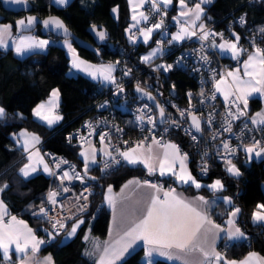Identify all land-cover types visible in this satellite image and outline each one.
<instances>
[{"label":"trees","instance_id":"obj_1","mask_svg":"<svg viewBox=\"0 0 264 264\" xmlns=\"http://www.w3.org/2000/svg\"><path fill=\"white\" fill-rule=\"evenodd\" d=\"M29 1L33 13L41 17L58 15L76 36L85 40L91 41L87 30L90 25H103L109 33V39L117 46L112 51L101 49L100 55L96 56L91 51L77 47L71 40L78 53L89 60H114L119 56L118 48L127 43L124 36V29L129 22L126 0H70L64 7L54 6L51 0ZM175 3L176 0L166 14V19L175 11ZM114 6H117L116 17L112 14ZM204 8V21L214 23L218 29L222 28L224 22L232 15L241 12L246 15V24L244 27H235L238 33L248 27L256 30L264 28V0H210L209 3L204 4ZM0 13L3 15L1 22L11 23L13 29H15L14 20L22 14L5 11L1 6ZM33 31L41 35L39 28ZM44 36L59 38L50 33ZM259 42L264 49V33ZM145 47L137 44V50L131 55L137 66L144 64L140 54ZM68 68L69 58L64 48L56 43L49 44L41 51H30L23 57L15 56L10 48H0V105L6 112L5 117L0 119V183L7 185L2 195L12 213L26 219L33 227L47 228V231L43 232L48 236L49 241L45 242L41 251L50 252L55 264H94V261L83 253L84 234L89 229L96 237L105 236L109 209L102 200L104 188L110 184L117 188L130 176H144L145 170L140 165L131 166L122 162L116 169L108 172H102L97 166L89 168L86 176L92 181L91 203L88 209L81 213L84 223L79 226L72 238L65 241L63 236L71 220L66 223L62 233L55 235L49 230L47 221L30 214L43 202V193L48 187L49 177L38 173L23 178L19 168L25 159L21 150L15 147L10 138L11 133L21 128L36 132L43 139L44 147L62 153L79 164L80 145L68 143L66 135L72 127L91 114L93 110L91 105L99 96L102 84L82 74L70 75ZM169 79L180 93L187 85H192V80L182 72H171ZM54 88L60 93L59 111L63 117L60 124L48 128L34 119L32 108L37 102L45 99ZM249 104L250 111L254 110L260 106V99L254 97ZM190 167L193 171L194 166L191 165V161ZM236 167L241 173L239 177L229 175L220 165L213 163L210 165L208 175L203 178L205 182H211L216 178L221 180L224 189L219 193L229 196L232 203L241 210L237 216V223L248 235L247 241H221L219 246L228 258L241 257L249 250L258 251L264 256V227L251 221L253 210L258 204H264V195L261 191V184L264 182V161L253 160L246 164L240 156L236 160ZM88 172L91 176H88ZM158 178L164 184L176 185L189 193L211 194L206 186L196 188L193 185L177 183L172 177ZM143 254V249L138 248L118 264H145L142 260ZM153 264L173 263L154 259Z\"/></svg>","mask_w":264,"mask_h":264},{"label":"built area","instance_id":"obj_2","mask_svg":"<svg viewBox=\"0 0 264 264\" xmlns=\"http://www.w3.org/2000/svg\"><path fill=\"white\" fill-rule=\"evenodd\" d=\"M141 9L149 17L146 22L147 26H152L163 20L162 27L155 29L149 41V43L163 46L162 52L152 60L144 61L142 66H137L131 57L132 53L137 50V43H126L127 47L120 46L118 48L119 56L116 59L93 60L97 65L108 61L114 62L115 71L112 75L115 82L108 81L101 85L100 94L91 105L93 109L91 114L69 130L66 135L67 142L81 145L92 141L99 145L101 136L106 133L107 137L103 143L107 145V153H111V156L102 157V152L98 149L99 157L95 166L102 172H108L116 169L121 163L120 153L133 145L141 142L147 143L153 138L160 143L170 140L179 147L181 152L188 155L189 163L191 161V165L194 166L193 175L197 182L203 186L206 183L203 178L208 175L210 165L213 163L220 165L223 171L228 173L226 171L228 165L225 160L230 159L236 165V160L241 156L244 146H251L253 138L260 141V147H263L264 131L259 130L258 125L252 124L250 107L247 108L245 116L232 119L228 112L231 110L236 114V107L226 104L225 101L218 98L215 91V80L220 79V73L226 74L232 66L238 65V61L224 59L216 48L212 47L216 35L209 36L208 40H200L202 30L199 28V24L191 29L196 33L195 36L169 43L171 37L183 26V19L176 16L174 17L176 19L163 18L161 8L159 7V11H156L152 8L150 1H146ZM242 16L245 19L244 24L239 22ZM201 24L205 26L203 31L223 33V37H230L233 31H237L236 26H245L246 15L244 12L232 15L220 29L216 28L212 22L203 21ZM261 29L256 30L248 27L238 33L239 46L247 51L255 49V47L262 49L259 42L263 34ZM201 57H207V59L204 60ZM160 65L165 67L172 65V67L165 71L163 67H158ZM175 71L186 74L192 80V85H187L182 93L176 90L170 79L168 80L169 74ZM126 72L127 75H125ZM214 73L216 74L215 79H213ZM136 86L153 94L160 107L165 109V122H158V112L149 101L141 100L135 95L133 89ZM171 90L175 91L174 95L171 94ZM189 93L192 94L191 99ZM213 93H215V99L211 98ZM240 108L243 110L242 102H240ZM181 111L185 112L183 117L180 115ZM189 113L200 119L201 131L196 132L191 127ZM141 115L144 116L143 121L138 119ZM149 117L153 118L155 126L148 123ZM229 123L231 130L225 131L229 127ZM245 124H247V128ZM193 136L196 137L195 140L192 138ZM224 143H228L230 149H235V153L226 151L223 148ZM37 147L41 150L55 175H49V184L43 193V202L30 214L43 218L48 222L49 230L53 234L59 235L64 228L61 229L57 224L56 229H53V224L59 220L66 225L74 216L73 211L77 210L78 214L88 209L93 194L92 181L86 176L77 161L44 147L43 139L39 141ZM61 160L67 161V163H61L57 168L56 164ZM65 171L72 178L64 179L61 182L59 177ZM77 173L82 179L76 178ZM144 178L152 183H163L158 177L144 175ZM65 187L69 189L67 192L62 190ZM51 191L58 193L55 197V204L48 201V194ZM42 207L47 210V216L40 213ZM230 207L237 208L233 203ZM81 208H83L82 211ZM69 217L70 219H68ZM34 229L45 242L49 241L48 236L43 232L47 231L46 227L34 226ZM5 264H16V260L13 257L5 259Z\"/></svg>","mask_w":264,"mask_h":264},{"label":"snow or ice","instance_id":"obj_3","mask_svg":"<svg viewBox=\"0 0 264 264\" xmlns=\"http://www.w3.org/2000/svg\"><path fill=\"white\" fill-rule=\"evenodd\" d=\"M12 3L20 4L23 3L24 0H11ZM57 5H66L68 0H54ZM146 0H139V3H135V0H129V4L132 6L133 15L132 20L135 23L132 27L138 25L141 20L147 21L149 17L145 15L143 12L139 13L140 19H137L136 9L142 6ZM210 0H200L199 3L195 4V8H188L187 11L183 9L187 8V4L185 0H179L181 6V16H188L190 13L194 12V20L192 24L195 25V22L201 19V16L204 12V9L201 7V4L209 3ZM152 8L156 11H159V6L161 4L166 8L168 5L172 4V0H151ZM117 9L114 8L113 12H116ZM176 19V18H173ZM179 22V21H177ZM241 24L245 23V19L242 16L239 21ZM37 23V18L34 16L27 17L26 19H20L16 21L15 28L17 32L21 30H29L34 24ZM45 28L49 26H53L55 29L62 30L65 36L69 35L68 29L65 27L63 22L56 17H49L42 21ZM187 23V21H185ZM163 25V20L160 23L153 24L152 27L146 29H140L141 35L144 37V42L147 43L154 29H160ZM199 28L202 30V34L200 35V40H208L209 36L219 35L223 40V33H214L209 31H203L205 28L204 24H200ZM93 31L96 32V35L99 37L101 41L106 38V33L104 31H96L95 26H93ZM130 31V29L128 30ZM261 32L264 33V29H261ZM196 33L194 31H189L186 27H181L180 31L171 37L172 41H181L185 38H190L195 36ZM235 37V42L225 40L223 43L216 44L215 41L212 43V47L219 48L220 51L228 52L231 54V58L238 61V66L234 71H227V73H220V79L215 80V91L221 93L224 96V101L226 104H231L236 107V114L232 113L229 110L228 115L232 117V119H239L241 116L246 115V110L248 108V100L253 94H259L264 96V49L259 47H255V51L252 53H248L246 49L239 47L240 37L233 33ZM12 38V47L17 56H23L25 53H28L34 49H45L49 44L48 40H37L33 36H25L18 35L13 38V25L12 24H3L0 25V48L8 49L9 48V39ZM129 39H133V37H129ZM65 45L67 46L72 56V68L79 69L88 73L93 79H102L104 81L115 82L112 73L115 71L114 65H92L83 61L76 54L75 49L72 47L71 43L66 39ZM159 49H154L149 55L143 57V61L148 62L151 60L153 56ZM243 55H247V59L240 62V57ZM201 59L206 60L207 57H201ZM158 67H163L165 71H168L172 65L163 66L160 65ZM128 73L126 72L125 75ZM215 73L213 74V79H215ZM230 78V80H229ZM123 91V89H121ZM137 91H144L139 86H137ZM59 90L53 89L51 93V97L47 102V106L44 103L39 104L34 110L33 114L39 117L42 120H45L48 125H52L54 122L61 119L60 116H52L51 111L58 104L59 99ZM145 95L148 96L149 99L154 100L149 93L145 92ZM191 99V93L188 94ZM203 95V93H201ZM234 97V99H232ZM212 99H215V93H213ZM240 102L243 103V110L240 108ZM159 107V115L161 117V123L164 121L165 109L163 107ZM104 107V105H101ZM47 111L48 114H44ZM6 115L5 109L0 107V119H3ZM180 115L183 117L185 115L184 111L180 112ZM192 120V126L196 129L197 132L201 131V121L200 119L189 113ZM139 120L143 121L144 116L141 115L138 117ZM251 122L253 125H258L259 130L264 131V113L258 112L254 117L251 118ZM148 123H151L155 126V121L152 117L148 118ZM90 127V125H89ZM247 128V124H245ZM231 125L229 123V127L225 129V131H230ZM20 136L24 138V151H28L29 142H39V137L34 134L29 137V134L26 132H21ZM107 134L101 136V143L104 142ZM194 140L195 136L192 137ZM152 143L161 146L158 140L153 138ZM34 146V145H33ZM165 149L162 156H154L152 155V147L148 146L147 149H143V142L138 144L135 148L130 149V151L121 152L120 156L123 157L129 164H137L141 163L148 170L149 175L155 174L157 171L160 176L170 175L175 177V181L181 184H189L194 185L196 188H200L201 184L197 182L195 177L192 176L191 172L187 170L185 161L187 159V155H181L180 149L175 144H165L162 145ZM223 148L229 153H235V149H230L228 143L223 144ZM138 149H141L139 155H130L131 153H136ZM95 151V150H93ZM145 151L147 155H145ZM244 151L248 154V159L251 160L253 154L255 157H261L264 154V147H260V141L255 140L253 138V144L251 146H244ZM33 155L39 156L38 152L29 155V161L32 160ZM106 155L111 156V153H106ZM81 156L84 157V170L85 174L89 169V158L88 156L82 152ZM114 159V158H113ZM42 162V158H40ZM119 163V161H116ZM61 163H67V161L61 160L56 164V167L59 168ZM92 163H95V157H92ZM177 163L179 164V170H177ZM225 163L228 165L226 171L234 177H239L241 175L240 170L236 167L235 164L232 163L230 159H226ZM158 164V167H157ZM37 169L34 165L26 164L23 168L20 169L22 175L24 177H28L32 172H35ZM207 170L206 168L204 169ZM44 171L49 175H55L54 172L49 169L47 164H44ZM74 171V169H73ZM69 173L67 171L63 172V175L59 177L61 182L64 179H71ZM76 178L82 179L80 175L77 173ZM140 181H129V184H137L140 185ZM143 184L149 188L156 190V192L162 191V187L158 186L155 183H151L149 181H143ZM7 185L0 187V192L6 188ZM128 185H125L127 188ZM207 187L211 188L214 191H222L224 189V185L220 180H216L213 184L208 185ZM64 192H67L68 188L62 189ZM109 193H111L112 189L109 187ZM58 195L57 192L51 191L48 194V201L52 204L56 203L55 197ZM86 199V197H83ZM200 201H202L205 205H207V201L204 200V197H198ZM109 206L112 207L115 212V202L111 196L107 197ZM223 200L226 204L231 205L232 200L230 197H223ZM257 211H254L252 214L253 221H264V204L257 205ZM83 208H81V211ZM241 210L239 208H235L234 211L230 213L231 217H236L237 214ZM40 213L44 216H47V210L45 208L40 209ZM9 216L6 205L2 200H0V250L3 252V256L6 260L11 259L9 253L12 250V246H14V252L19 254V258L21 260V264H24V259L27 257L29 251L31 253H36L39 251L40 245L44 244L45 241L39 240L36 238L33 230L28 228L23 220H18L15 216H10V219L6 222L5 217ZM70 219V217L68 218ZM115 223V216L113 217ZM83 220H78L73 223L71 230L67 232L68 237L75 235L77 229L80 224H83ZM228 225H234L235 220L230 218L226 222ZM57 224L61 229L65 228L66 225L59 220L56 224H53V229H56ZM211 225L210 228L205 229V225ZM201 229H204L203 240L198 241V234L201 233ZM213 229L218 230L217 232H213ZM219 231H224L219 224H215L207 214V212H202L197 207H194L191 203L185 201L178 195H175V189H170L167 192H164V197L161 199L158 195H152L150 197V202L146 208L145 214L138 221H133L131 226L124 231L123 236H121L120 240L116 243L119 247H105L103 248L102 254L99 257L98 264H115L116 260L120 259L125 252L128 251L129 248L138 241H144V244L147 246L145 256L147 259V264H153L152 257L153 254H157L160 257H165L168 260H180L181 256L178 253H185L189 251H198L200 252L207 264H211V259L214 258L215 264H237L236 261H228L224 259L220 253L213 252L209 253L203 247V244L207 243L209 238V233H211L213 242L215 238L218 236ZM244 236V233L240 230L239 227H236L234 231L227 232V238L229 240L232 239H240ZM88 237H85L87 239ZM99 247V246H97ZM173 249L177 250V253H173ZM89 255H93L94 253H88ZM256 253H250L249 258H246L244 261H241L240 264H249V260L252 257H255ZM48 264H51V257L45 258ZM184 264H188V261L185 260Z\"/></svg>","mask_w":264,"mask_h":264},{"label":"crops","instance_id":"obj_4","mask_svg":"<svg viewBox=\"0 0 264 264\" xmlns=\"http://www.w3.org/2000/svg\"><path fill=\"white\" fill-rule=\"evenodd\" d=\"M69 1L70 0H68V2ZM126 1H127V5H128V10H129V22H128V25L124 29L125 39H126L127 43H137V44H141V45H145L146 46L145 50L142 51L141 54H140V59L142 61H143L142 58L147 56V55H149V53H151L154 49H159V51L156 53V55L151 58V60H152L153 58L157 57L162 52L163 46L158 45V44H154V43H149L151 37L153 36V33H154L155 29L153 30V32L151 34V37L149 38L147 43L144 42V37L141 35L140 29H146V28H149V27H152V26H147L146 25L147 21L141 20V22L138 25H136L135 27H132V25L135 23V21L132 20L133 9H132V6L129 4V0H126ZM146 1H150L151 2V0H146ZM199 2H200V0H198V1L185 0V3L187 4V8H185L183 10L187 11L188 8L194 9L195 8V4L199 3ZM51 3L54 6H56V7H64V6H66L68 4L67 3L66 5H63V6L57 5L54 2V0H51ZM135 3L138 4L139 0H135ZM173 4H174V0H172V4L168 5L166 8L164 7L163 4H161L159 6L161 8V12H162V17L163 18H165V19L167 18L166 14L169 12V10L173 6ZM175 5H176L175 11L172 13V15L169 18H174L176 16V17H179V18L183 19L184 24H183L182 27H186V28H188L189 31H191V29L193 27L203 23V21H204L203 15H204V12H205L204 4H201V7L204 9V12H203V14L201 16V19L195 22V25L192 24V21L195 18L194 12L190 13L188 16H181L180 13H181L182 9H181L179 0H176ZM142 6H140V7H138L136 9L137 19H140V17H139V13L140 12H143L145 15H147L145 13V11H142V9H141ZM114 8L117 9V6H114L112 8V14L116 17L117 16V11L113 12ZM185 21H187V23H185ZM3 24H11V23H9V22H0V25H3ZM129 29H130V31H128ZM233 33H235L236 35L239 36L237 31H233L231 33L230 37H223V40H222L219 35H216L214 37L213 41H215V43L217 45L220 44V43H223L225 40L235 42V37L233 36ZM21 34L25 35V36H33L37 40H48L49 44L56 43V44L60 45L61 47H63L65 52H66V54H67V56H68V58H69L68 72L70 73V75L82 74V75L90 78L91 80L99 83V84H103V83L108 82V81H104V80L99 79V78L93 79L90 75H88V73H86L84 71H81L79 69L72 68L71 61H72L73 54L69 52L67 46L65 45V40L66 39H64V38H55V37H51V36L38 35L34 31L17 32V30L13 29V38L18 36V35H21ZM130 36L133 37V39H129ZM8 39H9V48L12 50L13 54L15 56H17L15 51H14V48L11 46L12 45V38H8ZM67 40L71 43L72 47L76 51V54L79 56V58L81 60L86 61L87 63L92 64V65H97V64H95L93 62V60H89V59L81 56L78 53L77 48L71 42V40L70 39H67ZM176 42H179V41H176ZM35 50L41 51V50H44V49H34L32 51H35ZM216 50L218 51V53L221 56L225 57V59L233 60L231 58V54L230 53H228V52H223L222 53L219 48H216ZM254 51H255V49H251V50H248L247 52L248 53H252ZM23 56H17V57H23ZM245 59H247V55L241 56L240 57V62H242ZM109 64L114 65V67H115V63L112 62V61L104 62L102 65H109ZM97 66H99V65H97ZM237 66L238 65L232 66L230 70L234 71L237 68ZM229 80H230V78H229ZM54 89H56V88H54ZM52 90H51V92L49 93V95L45 99L40 100L39 102H37L33 106L32 114H33V110L39 104L44 103L47 106V102L50 99V94L52 93ZM216 93H217L218 98L221 101H224V96L221 93H219V92H216ZM254 97H258L260 99V106L258 108H256V109L250 111V119L252 117H254L256 115V113H258V112L264 113V96H261L259 94H253V96L249 98L248 107H250L249 101L251 99H253ZM59 102H60V95H59V99H58V104H57L56 107H54L52 109L51 115L52 116H57V115L60 116L61 117L60 120L54 122L52 125H48L45 120H42V119H40L39 117H37V116H35L33 114L34 119L36 121H38L39 123L43 124L44 126L48 127V128H52V127L60 124L62 122V117L63 116H62V114L59 111ZM0 107H2V106L0 105ZM44 114H48L47 111H45ZM21 132L28 133L29 137L34 134L35 136L39 137V141L41 140V136L38 133L33 132V131H29V130H27L25 128H21V129L17 130L16 132H13V133L10 134V138H11L13 144L15 145V147H17V148H19L21 150L22 156L25 159L24 162L21 164V167L19 168L20 175L23 178H29V177H32V176L40 173V174L44 175L45 177H49V174L44 171V164H47L48 167H49V164L47 163V161H46L45 157L43 156L41 150L37 147V144L39 142L35 143V142L30 141L29 142L28 151L27 152L24 151V138L20 136ZM165 144H174V143L172 141H170V140H166V141L160 143L161 146L158 147L157 145L152 143V140H149L147 143H143V149H147L148 146H151L152 150H153L152 151V155H154V156H162L163 152L165 151V149L162 147V145H165ZM137 145L138 144L133 145L131 148H129L126 151H130V149L135 148ZM98 149L101 150L102 157H105L106 153H107V145L105 143H100L99 145H97L94 142L89 141V142H86V143H83V144L80 145L78 157H79V160H80L79 161V165H80V167L83 170H84V157L81 156V153L84 152L88 156L89 164H90L89 168H91V167L95 166V164L98 161V157H99ZM93 150H95V151H93ZM37 152H38L39 156L33 155L32 160L29 161V159H28L29 155H32L33 153H37ZM140 152H141V149H138L136 153H131L130 152V155H139ZM144 154L147 155V152L145 151ZM180 154L184 155L185 153L180 151ZM93 155L95 157V163H92ZM40 158H42V162H41ZM241 158H242L243 162H245L246 164H249L253 160L264 161V154H262L261 157H255V155L253 154L252 159L249 160L248 159V154L243 150V152L241 154ZM121 162L125 163V164H128V165H131V166H134L133 164H129L126 160H124L122 156H121ZM26 164L34 165L36 167V169H37L35 172H32L28 177H24L22 175L21 171H20V169L23 168ZM185 164H186L187 170L189 172H191L192 176L194 177L193 172H192L191 167H190L188 155H187V159L185 161ZM135 165H140L141 167H143V169L145 170V173H146L145 175H148V176H151V177L152 176L153 177H172L170 175L160 176L158 171L155 174H153V175H149L147 168H145L143 164L137 163ZM157 167H158V164H157ZM49 169H50V167H49ZM177 170H179V164L178 163H177ZM172 178L175 180V177H172ZM136 180L141 182L140 185L129 184V181H136ZM216 180H220V179H218V178L213 179L211 182H206L203 186L207 187L208 185L213 184ZM143 181H146L144 176L134 175V176H130L127 179H125L117 188H114L111 184L107 185L104 188L103 194H102V200H103V204L109 209V221H108V225H107V230H106L105 236L103 238L96 237V236L91 234L89 229L86 230V232L84 234L85 248L83 250V253L88 258L93 260L94 264H98L99 257L102 254L103 248H105V247H117L118 248L119 247V245H117L116 242L118 240H120L121 236H123L124 231H126L127 228L131 226L133 221H138L140 218H142V216L145 214L146 208H147V206H148V204L150 202V197L152 195H158L161 199H163L164 192H167V191H169L170 189H173V188L175 189V195L180 196L185 201L191 203L194 207H197L202 212H207V214L209 215L210 219L215 224H219L221 226V228L224 229V231H219L218 236L215 238L214 242H213L211 233H209V238H208L207 243L203 244V247L205 248L206 251H208L209 253L218 252V253L221 254V256L224 259H226L228 261H236L237 264H240L241 261H244L246 258H249V254L250 253H256V256L252 257L249 260V264H264V256L261 253H259L258 251L249 250L241 257L228 258V257H225L223 251L220 249L219 244H220L221 241H223V242H237V241H247V239H248L247 233L237 223L238 214L234 218L230 216V213L232 211H234L235 208H231L230 205L226 204L224 202V200H223V197H229V196L224 195V194H220L219 193L220 191H214V190H212L209 187H207V189L211 192V194L203 195L201 193H189V192H186L184 189H182V188H180V187H178L176 185H172V184H168L167 185V184H164V183H161V184L155 183L158 186L162 187V191L156 192V190H154L152 188H149L146 185H144ZM4 185H6V184H4V183L1 184L0 183V187H3ZM125 185H128V187L125 188ZM109 187H111V189H112L111 193H109V191H108ZM2 192H0V200H2L4 202V204L7 207L8 213H9V216L5 217V221L7 222L10 219V216H15V217H17L18 220H23L25 222V224L28 226V228H31L33 230V233L35 234L36 238L39 239V240H43L44 241V239L35 232L34 227L26 219L20 217L16 213H12L10 211L9 205L7 204L5 199L3 198ZM109 196H111L113 198L114 202H115V212L113 211L112 207L109 206V203H108V200H107V197H109ZM201 196L204 197V200L208 202L207 205H205L202 201H200L198 199V197H201ZM257 210L258 209L256 207L253 210V212L257 211ZM253 212H252V214H253ZM114 216H115V223H114V220H113ZM230 218L235 220V224L234 225H228L226 223L227 220L230 219ZM78 220H83V217L81 216V213H78L77 217H75L74 219L71 220V223H70V226H69L68 230L64 233L63 240L68 241L70 238H72L74 236L73 235L71 237H68L67 232L71 230V227H72L73 223L77 222ZM251 221L254 224H257V225H260V226L264 227V221H255L254 222L253 218H252V215H251ZM210 227H211V225H208V224L205 225V229L206 228H210ZM236 227L240 228V230L244 233V236L242 238H240V239L229 240L227 238V232L228 231H234ZM217 231L218 230L213 229V232H217ZM203 234H204V229H201V233L198 234V237H197L198 241L203 240ZM85 237H88V238L85 239ZM44 245H45V243L41 244L40 248H39V251L36 252V253H31L29 251L27 257H25V259H24V264H48V262L45 259L47 257H51V264H55L53 256H52V254L50 252H42L41 251V249L43 248ZM97 246H99V247H97ZM138 248H142L143 249L144 254L142 256V259H143V262L145 264H147V259L148 258L145 256V252H146L147 246L144 244V241H142V240H138L132 246V248H129L128 251L124 253V255L120 259L116 260L115 264H118L119 262H121L126 256H128L130 253H132L133 251H135ZM172 251H173L174 254L177 253V250H175V249H173ZM88 253H94V254L93 255H89ZM178 254L181 256L180 260H168L167 258L160 257L159 255H157L155 253L153 254V257L151 259H152V261L154 259H163V260L168 261V262L173 263V264H184L185 260L188 261V264H207V262L205 261L204 256L198 251H189V252L178 253ZM9 255H10V257H13L16 260V264H21V260L19 258V254L14 252V246H12V250L10 251ZM0 256H1V264H5V258L3 256L2 250H0ZM211 264H215L214 258L211 259ZM221 264H223V262H221Z\"/></svg>","mask_w":264,"mask_h":264},{"label":"water","instance_id":"obj_5","mask_svg":"<svg viewBox=\"0 0 264 264\" xmlns=\"http://www.w3.org/2000/svg\"><path fill=\"white\" fill-rule=\"evenodd\" d=\"M0 6L5 11L22 13L19 17H17L14 20V26H15L16 21H18L20 19H26L27 17H30V16H34L37 18V23L34 24L29 30H21L20 32H30V31H33V30L39 28V31H40L41 35H43V36L50 33V34H52L56 37H59V38L70 39L74 42V44L77 47L91 51L96 56L100 55L101 49L112 51V50L117 48V46L109 39V33H108L107 29L101 24L90 25L87 28V30L91 36V41H89V40H85L83 38L76 36L72 32V30L65 24L63 19L61 17H59L58 15L51 14V15H46L44 17H41L38 14L33 13L32 12V4L29 0H24V2L20 3V4L12 3L11 0H0ZM49 17H56L59 20H61L63 22V24L65 25V27L68 29L69 35L65 36L62 30L55 29L53 26H49L48 28H45L42 21L45 19H48ZM2 18H3V15L0 13V22H1ZM93 26H95L96 31H104L106 33V38L103 41H101L99 39V37L96 35V32L93 31ZM141 89H143V88H141ZM143 90L144 91H137V86L134 87V89H133L135 95L139 99L147 100L155 107L156 111L158 112L157 120L159 123H161V117L159 115V107L157 106V105H159V103L157 102L156 99H154V100L149 99L148 96L145 95V92H147L152 97H154L151 92H149L145 89H143ZM174 92H175L174 90H171L172 95L175 94ZM189 121H190L191 127L196 131V129L192 126L191 116L189 118ZM261 191H262V194L264 195V182L261 184Z\"/></svg>","mask_w":264,"mask_h":264},{"label":"rangeland","instance_id":"obj_6","mask_svg":"<svg viewBox=\"0 0 264 264\" xmlns=\"http://www.w3.org/2000/svg\"><path fill=\"white\" fill-rule=\"evenodd\" d=\"M69 73V72H68ZM70 74V73H69ZM57 89V88H56ZM50 97H51V94H50ZM88 176H91V174L88 172ZM77 210L73 211L72 213H74L73 215H75L74 217H72L70 220L74 219L75 217H77V213H76ZM77 214V215H76ZM69 220V221H70ZM50 233V232H49ZM143 260V259H142Z\"/></svg>","mask_w":264,"mask_h":264}]
</instances>
